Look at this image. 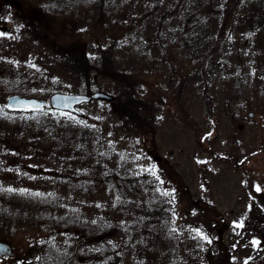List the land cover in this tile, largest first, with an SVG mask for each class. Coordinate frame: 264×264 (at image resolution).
<instances>
[{"label": "rangeland", "instance_id": "374dc122", "mask_svg": "<svg viewBox=\"0 0 264 264\" xmlns=\"http://www.w3.org/2000/svg\"><path fill=\"white\" fill-rule=\"evenodd\" d=\"M19 1L0 31V235L44 264H212L264 189V0ZM98 90L115 101L82 117L6 103Z\"/></svg>", "mask_w": 264, "mask_h": 264}, {"label": "flooded vegetation", "instance_id": "af4514ba", "mask_svg": "<svg viewBox=\"0 0 264 264\" xmlns=\"http://www.w3.org/2000/svg\"><path fill=\"white\" fill-rule=\"evenodd\" d=\"M179 2L182 3V0H179ZM8 6L21 8V2L19 0H0L1 32H8L11 28V24L4 18V15L6 16L8 12H6ZM101 42L98 39L94 43L96 49L99 50L101 48ZM112 43L113 47L119 45V42L117 45L114 41ZM73 54L78 61L80 70L86 76L89 71L91 59L81 54L78 56L76 51H73ZM239 127L242 128V125ZM156 159L158 162L162 161L160 156H156ZM244 199L245 204L243 210L238 213L241 218L238 220L239 224L233 225L234 227L229 223L223 225L224 230H221L218 234L217 251H214L216 250V241L212 240L210 242L212 250H210L209 257L212 260V264H264V189L260 186H248L244 191ZM240 200H242L241 202L244 201L242 198ZM199 238L201 239V237ZM0 241L9 242L1 235ZM227 241L229 247H225L224 245ZM47 258L49 259V257ZM0 264H44V261H42V257L38 253L36 257L29 260L25 252H19L17 254L13 250L10 255L0 253ZM49 264L53 263L50 262Z\"/></svg>", "mask_w": 264, "mask_h": 264}, {"label": "water", "instance_id": "95a60500", "mask_svg": "<svg viewBox=\"0 0 264 264\" xmlns=\"http://www.w3.org/2000/svg\"><path fill=\"white\" fill-rule=\"evenodd\" d=\"M92 100L111 101L113 100V96L103 91L93 92L89 95L57 92L51 95L49 102L55 110L83 116V112L78 109V106L89 103ZM46 104L47 102L43 99L26 97L18 94L10 95L7 99L8 107L15 110L43 109ZM0 252L10 254V245L8 243L0 242Z\"/></svg>", "mask_w": 264, "mask_h": 264}]
</instances>
